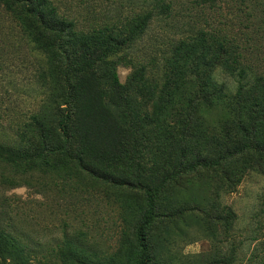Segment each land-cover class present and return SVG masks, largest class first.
I'll return each mask as SVG.
<instances>
[{
  "label": "trees",
  "instance_id": "trees-1",
  "mask_svg": "<svg viewBox=\"0 0 264 264\" xmlns=\"http://www.w3.org/2000/svg\"><path fill=\"white\" fill-rule=\"evenodd\" d=\"M2 3L44 54L39 73L44 94L28 121L17 125L13 143L0 141V164L23 175L87 174L106 184L141 190L145 206L132 226L137 254L132 264H153L146 233L158 215L178 217L189 210L202 235L215 237L218 224L225 237L232 238L237 213L218 198L234 192L250 171L264 168V57L259 56L264 53L251 43L252 36L264 41V0L187 1L188 9L216 12L222 24L216 27L205 19L174 40L160 84L146 79L140 69L121 83L113 58L131 46L156 13L171 16L174 0H127L124 17L87 32L76 30L73 20L59 18L50 0ZM219 66L235 76V92L214 76ZM133 94L150 101V112L136 113L140 104ZM213 113L217 118L207 126L205 116ZM164 124L173 130L172 157L164 171L146 175L139 160L151 150L147 134L153 132L155 141L162 142L158 128ZM247 154L252 159L244 158ZM181 175L192 176L187 180L191 199L176 201L173 213H160L159 194ZM204 183L209 192H196ZM68 247L63 256L69 254L74 262L102 264L89 258L94 253L71 243ZM31 255L0 227L1 264H33ZM114 261L111 258V264ZM230 263L224 256L223 264Z\"/></svg>",
  "mask_w": 264,
  "mask_h": 264
},
{
  "label": "rangeland",
  "instance_id": "rangeland-1",
  "mask_svg": "<svg viewBox=\"0 0 264 264\" xmlns=\"http://www.w3.org/2000/svg\"><path fill=\"white\" fill-rule=\"evenodd\" d=\"M177 1L174 0L171 16L156 13L131 46L113 58L121 83H126L131 73L140 69L146 79L160 84L165 57L174 40L193 26L205 24V19L221 27L216 12L208 8L197 12L193 7L188 9L189 0H180L183 6ZM49 6H56L59 18L73 20L76 30L87 32L117 22L127 13L128 5L127 0H50ZM228 28L237 30L233 26ZM252 39L251 43L264 53V41L253 36ZM36 45L28 29L25 31L21 21L0 0L1 142L13 143L17 125L28 121L44 94L39 80L44 54ZM214 76L218 82L226 83L231 93L235 92L234 75L219 66ZM133 99L140 104L137 114L150 112L151 104L146 97L133 94ZM216 118L215 113L207 114V126ZM158 130L163 135L162 142L155 141L153 132L148 133L151 150L139 160L146 175L164 171L172 157V126L164 124ZM245 157L252 159L250 154ZM190 179L192 176L181 175L168 182L158 196L160 213H173L176 201L191 199L193 190L187 182ZM209 190L206 183L195 189L203 194ZM218 201L232 206L237 213L232 238H226L223 226L218 224L215 237L202 235L204 231L194 225L189 210L183 213L182 210L178 217L158 215L146 233L153 264H223L224 256H229L230 264H264V168L261 172L247 173L234 192L220 194ZM144 206V194L136 188L106 184L87 174L72 178L23 175L0 164V227L32 251L33 264H78L69 254L63 256V251L69 249L68 243L88 254L94 253L89 258L102 264H111V258L114 264H132L137 256L132 226L140 219Z\"/></svg>",
  "mask_w": 264,
  "mask_h": 264
}]
</instances>
